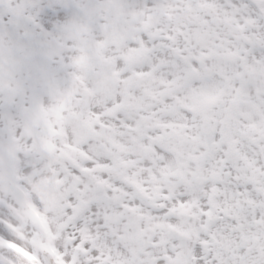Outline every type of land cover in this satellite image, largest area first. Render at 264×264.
<instances>
[{
	"label": "clouds",
	"instance_id": "1",
	"mask_svg": "<svg viewBox=\"0 0 264 264\" xmlns=\"http://www.w3.org/2000/svg\"><path fill=\"white\" fill-rule=\"evenodd\" d=\"M0 264H264V0H0Z\"/></svg>",
	"mask_w": 264,
	"mask_h": 264
}]
</instances>
